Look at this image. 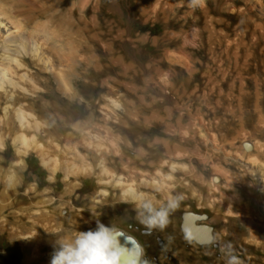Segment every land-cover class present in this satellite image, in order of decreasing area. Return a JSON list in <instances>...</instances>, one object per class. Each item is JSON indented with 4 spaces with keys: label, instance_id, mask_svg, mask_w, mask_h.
<instances>
[{
    "label": "rangeland",
    "instance_id": "374dc122",
    "mask_svg": "<svg viewBox=\"0 0 264 264\" xmlns=\"http://www.w3.org/2000/svg\"><path fill=\"white\" fill-rule=\"evenodd\" d=\"M172 1L0 0L6 18L46 45L54 69H32L59 98L41 106L47 132L38 139L53 140L61 163L48 168L35 149L19 156L5 136L2 264H51L58 237L95 230L97 220L119 240H137L139 264H227L228 243L242 264H264V0H251V12L241 10L246 0H200L175 12ZM97 148L117 174L129 173L125 162L135 167L138 188L157 205L167 197L144 182L161 178L158 168L167 172L173 161L174 177L190 181H169L183 199L165 230L149 232L136 204L94 173L65 174L62 166L80 162L77 152L99 170ZM99 188L108 190L102 201L92 198ZM186 214L209 239L184 229Z\"/></svg>",
    "mask_w": 264,
    "mask_h": 264
},
{
    "label": "bare ground",
    "instance_id": "6f19581e",
    "mask_svg": "<svg viewBox=\"0 0 264 264\" xmlns=\"http://www.w3.org/2000/svg\"><path fill=\"white\" fill-rule=\"evenodd\" d=\"M200 1V0H198ZM211 1V0H210ZM214 1V0H213ZM259 4L263 7V1L258 0ZM177 4L172 1L171 5L168 4L169 9L177 11L181 6L185 5L191 7L193 2L191 0H177ZM221 2H228V0H221ZM254 4L251 0H246L245 6L241 7L242 11L251 12ZM5 12L0 6V105L1 102L4 104L0 107V147L4 146L5 136L9 135L12 144L14 145L17 154L20 156L21 153H26L30 149H35L39 154L42 162L50 169L55 170L61 164L59 158L53 156V147L55 143L51 138L48 139L47 144L42 143L38 139V135L45 134L47 132L46 125L40 118V112H42L41 106L47 101L46 97H54L58 99L50 85L42 80L35 74L32 67H36L39 70H52L54 69L49 56L45 51V43L38 38L31 30L27 28L25 24H22L19 20L14 18L5 17ZM249 63L246 62V65ZM62 80V79H61ZM65 81H61L60 85L63 88H67ZM64 85V86H62ZM31 98V101L25 100ZM63 100H65L63 98ZM41 109V110H40ZM45 113V112H43ZM8 123V126H6ZM7 128V129H6ZM94 140V139H93ZM91 140V141H93ZM96 140L99 142H106L109 148H112L115 152L119 153L116 149L112 140H106V137L100 136L99 133L96 135ZM95 144H98L95 142ZM262 149V145H258ZM93 147V146H92ZM80 162H67L62 166L65 174L73 172L75 174L91 175L94 173L98 178V184H111L114 187L121 189L119 197L123 200L136 202L148 195L141 191L138 186L139 182L136 180L135 167L129 166L126 162L123 163V167L129 169L128 174H117L111 167L106 165V157L102 151L97 148L95 157L98 159L97 171H94L92 165L85 158V155L77 152L76 154ZM64 159V158H63ZM19 158L16 163H19ZM169 170L162 172L161 169L157 171L162 175L161 178H156L155 175H151L152 181H142L150 184L153 187L160 186L162 196L167 197L168 195H180L179 188L175 189V193L170 191L171 186L175 184L169 183V181L175 180L178 184L183 186L191 187L189 180L184 177H174L175 164L173 161H169ZM180 167H184L181 163ZM191 164L184 167L185 172H189ZM216 186L209 185V190L214 191ZM108 190L104 188L97 189L92 198L102 201L107 195ZM201 197V193H198ZM211 198V197H210ZM262 209L264 210V200L262 201ZM47 226L50 224L44 222ZM11 233H16V229L10 227ZM115 230V229H114ZM116 234H119L115 230ZM21 238L23 235L18 233ZM120 236V235H119ZM123 238L120 241L128 243L131 241L133 244V254L140 261L141 248L137 240L129 235H121ZM59 243L71 241L70 237L60 238L56 240ZM0 264L2 262L0 261Z\"/></svg>",
    "mask_w": 264,
    "mask_h": 264
},
{
    "label": "clouds",
    "instance_id": "9594fccd",
    "mask_svg": "<svg viewBox=\"0 0 264 264\" xmlns=\"http://www.w3.org/2000/svg\"><path fill=\"white\" fill-rule=\"evenodd\" d=\"M198 0H193L196 4ZM157 186V191H161ZM182 195H168L165 202L157 205L142 197L136 202L137 216L141 224L151 232L163 231L170 223L171 214L179 207ZM112 227L97 220L95 230L80 231L71 241L59 243L51 258V264H120L126 247L122 246ZM227 264H242L231 243L222 248ZM143 264H147L146 261Z\"/></svg>",
    "mask_w": 264,
    "mask_h": 264
},
{
    "label": "water",
    "instance_id": "95a60500",
    "mask_svg": "<svg viewBox=\"0 0 264 264\" xmlns=\"http://www.w3.org/2000/svg\"><path fill=\"white\" fill-rule=\"evenodd\" d=\"M183 226L187 232H191V231L195 232L197 231V229L203 230L204 232L202 234L199 233V236H203L205 237V239L210 238V233L208 232L209 229L207 228V226L206 225H198V226L192 225V223L189 221L188 214L185 215ZM134 257L138 259L136 255H134ZM120 264H133V262L131 261V259L128 258V256H125L123 254L120 260Z\"/></svg>",
    "mask_w": 264,
    "mask_h": 264
},
{
    "label": "flooded vegetation",
    "instance_id": "af4514ba",
    "mask_svg": "<svg viewBox=\"0 0 264 264\" xmlns=\"http://www.w3.org/2000/svg\"><path fill=\"white\" fill-rule=\"evenodd\" d=\"M197 233H200L202 234V231H198L197 230ZM120 241V240H119ZM121 245L126 247L123 254L125 256H128L129 259H131V261L133 262V264H139V261L134 257V254H133V244L129 241L127 244L124 243L123 241H120Z\"/></svg>",
    "mask_w": 264,
    "mask_h": 264
}]
</instances>
